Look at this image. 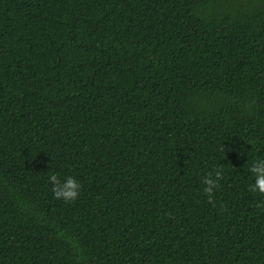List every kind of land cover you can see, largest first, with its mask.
Instances as JSON below:
<instances>
[{
	"label": "trees",
	"instance_id": "trees-1",
	"mask_svg": "<svg viewBox=\"0 0 264 264\" xmlns=\"http://www.w3.org/2000/svg\"><path fill=\"white\" fill-rule=\"evenodd\" d=\"M257 159L264 0H0V264H264Z\"/></svg>",
	"mask_w": 264,
	"mask_h": 264
},
{
	"label": "clouds",
	"instance_id": "clouds-1",
	"mask_svg": "<svg viewBox=\"0 0 264 264\" xmlns=\"http://www.w3.org/2000/svg\"><path fill=\"white\" fill-rule=\"evenodd\" d=\"M250 171L254 177V183L249 185V190L253 193L264 194V159L255 160ZM213 174L208 173L204 179L203 184L205 185L203 191L208 194L209 200L212 199L214 191L218 187V181L221 177V172H215V178H212ZM48 181L52 185V193L56 199H62L66 202H75L80 194L79 181L73 176H65L63 181L58 178L55 173H50Z\"/></svg>",
	"mask_w": 264,
	"mask_h": 264
},
{
	"label": "rangeland",
	"instance_id": "rangeland-1",
	"mask_svg": "<svg viewBox=\"0 0 264 264\" xmlns=\"http://www.w3.org/2000/svg\"><path fill=\"white\" fill-rule=\"evenodd\" d=\"M246 0H230V5L231 6H236L241 2H245Z\"/></svg>",
	"mask_w": 264,
	"mask_h": 264
}]
</instances>
